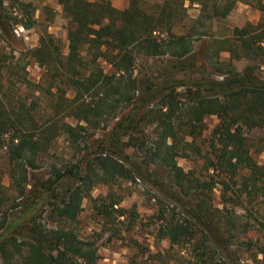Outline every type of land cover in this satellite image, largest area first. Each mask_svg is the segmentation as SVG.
<instances>
[{
  "label": "trees",
  "instance_id": "1",
  "mask_svg": "<svg viewBox=\"0 0 264 264\" xmlns=\"http://www.w3.org/2000/svg\"><path fill=\"white\" fill-rule=\"evenodd\" d=\"M59 1L69 18L67 54L44 29L38 45L27 49L29 61L59 78L44 85L42 76L31 81L8 68L20 85L32 86L29 102L15 100L4 81L13 79L4 76L0 64V149L6 157L0 172L12 187L8 196L0 176V264H95L96 249L74 224L95 184L129 177L137 168L127 148L142 155L146 165L167 172L169 184L160 183L164 199H158L155 217L170 249L191 252L178 264H237L229 258L235 242L263 252L251 232L264 228V167L252 151L264 152V136L249 132L264 127L259 71L264 68V3L256 0L262 12L257 23L234 27L206 41L201 51L195 46V25L179 30L184 2L199 6L196 21L203 24L226 17L235 2L250 0H162L154 9L130 0L122 10L107 0ZM36 22L30 2L0 0V38L10 35L12 24L31 28ZM242 59L247 63L239 69L236 62ZM141 60L155 67L137 69ZM43 94L51 96L44 100L51 111L45 118L40 115ZM111 115L117 119L105 133L106 152L93 157L83 152L70 163L49 161L59 134L80 153L81 146L88 147L87 125L96 127ZM211 115L217 122L207 132L205 119ZM181 156L199 159V167L185 170L177 163ZM44 163L49 176L31 183L32 170Z\"/></svg>",
  "mask_w": 264,
  "mask_h": 264
},
{
  "label": "rangeland",
  "instance_id": "2",
  "mask_svg": "<svg viewBox=\"0 0 264 264\" xmlns=\"http://www.w3.org/2000/svg\"><path fill=\"white\" fill-rule=\"evenodd\" d=\"M24 1L32 4L34 18L37 22L31 28L12 24L10 35L8 34L7 38H3V36V39L0 38V51L3 52L1 56L3 61L0 64L3 65L4 76L11 77L13 83H16L9 84L7 82L8 79L4 77L10 97L15 100L20 97L29 102L33 97L32 86L20 85L15 76L9 75L10 71L8 68L25 74L31 81H37L42 76L44 85H47L51 77H54L53 71L45 72L43 67H40L34 61H29L27 49L38 45L39 36L44 29L58 41L61 53L63 56L66 55L68 52L67 31L69 18L65 15L59 0ZM107 1L120 10L127 8L130 4V0ZM137 1L144 8L154 9L162 0ZM250 1L251 4L237 1L226 17L212 22L206 21L203 24L200 21H196L199 14V6L196 3L185 1L183 5L184 16L181 19L179 30L185 32L195 25L197 27L195 46L202 51L203 47L206 46V41L211 43L218 37L228 35L234 27L244 26L248 22L255 24L261 19L262 12L256 7V0ZM261 1L264 3V0ZM5 5H8V3L5 2ZM7 10L12 16L20 17L16 8L9 7ZM159 60L160 65H163L164 61L161 58ZM154 63L149 60H141L137 69L144 67V65H146L145 67L150 65L155 67ZM246 63L247 61L244 59L236 62L237 68L244 67ZM102 65L105 70L110 67L105 62H102ZM259 71L260 75L264 76V68L262 66ZM58 78L59 76H56L53 79L56 81ZM45 99H51V96L48 94L41 95L40 107L42 112L40 115L42 118H45L51 112L49 108L45 110ZM116 119L117 117L111 115L102 119L96 127L87 125L88 147L84 148V146H81L80 153L75 152L71 148L64 134H59L49 151V161L70 163V161H77L83 152H87L89 157L99 156L101 153L106 152L107 150L102 148L103 139L105 133L112 129ZM64 121L73 125L77 124L72 117H65ZM216 122L217 117L215 115L206 117V131L209 132ZM80 124L86 125L84 122H80ZM249 134L251 137L264 136V127L255 128ZM254 150L252 148L256 160L264 167V152L257 153ZM126 153L129 154L131 161L137 163V168L133 169L129 177H115L110 183L100 182L90 189L88 194L82 199L78 220L74 224L79 236L85 241L92 243L94 249H96L97 260L95 264H178L179 259L187 261L191 257V252L178 246H173L170 249L168 239L162 238L158 234L159 222L156 220L155 215L158 208V199H164L160 183L162 181L163 185L169 184L167 172L154 164L146 165L143 162L144 157L133 152L132 148H127ZM5 163L4 151L0 149V166H2V169L6 166ZM177 163L185 170L190 168L197 169L200 160L193 158V156H181L177 157ZM124 164L128 168H132L129 162H124ZM49 169L47 163L41 164L37 169L32 170L29 180L32 183L38 176L48 177L50 174ZM3 173L4 171L0 172V176L2 177V183L7 188L4 191L9 196L12 192V187L9 186L7 175L5 173L3 175ZM218 200V192H215V202ZM111 202H116L113 206L115 209L111 208ZM173 203L171 202V204ZM119 207H122L125 211L122 216H119L116 211ZM42 222L45 221L42 220ZM251 236L254 237L257 245H262L263 252H257L256 245L250 249L240 242H235L230 247L229 258L231 262L233 261L237 264H264V228L251 232Z\"/></svg>",
  "mask_w": 264,
  "mask_h": 264
}]
</instances>
